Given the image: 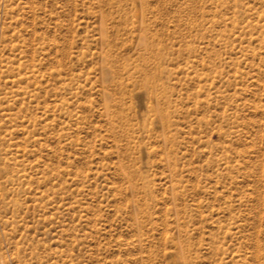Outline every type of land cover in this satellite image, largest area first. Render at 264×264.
<instances>
[{
    "label": "rangeland",
    "instance_id": "374dc122",
    "mask_svg": "<svg viewBox=\"0 0 264 264\" xmlns=\"http://www.w3.org/2000/svg\"><path fill=\"white\" fill-rule=\"evenodd\" d=\"M0 264H264V0H0Z\"/></svg>",
    "mask_w": 264,
    "mask_h": 264
}]
</instances>
